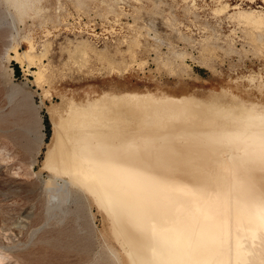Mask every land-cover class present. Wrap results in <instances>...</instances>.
Returning <instances> with one entry per match:
<instances>
[{"label": "rangeland", "instance_id": "obj_1", "mask_svg": "<svg viewBox=\"0 0 264 264\" xmlns=\"http://www.w3.org/2000/svg\"><path fill=\"white\" fill-rule=\"evenodd\" d=\"M262 84L264 0H0V264H133L107 199L44 166L55 122L145 102L244 114ZM241 225L251 260L264 236Z\"/></svg>", "mask_w": 264, "mask_h": 264}, {"label": "bare ground", "instance_id": "obj_2", "mask_svg": "<svg viewBox=\"0 0 264 264\" xmlns=\"http://www.w3.org/2000/svg\"><path fill=\"white\" fill-rule=\"evenodd\" d=\"M258 90L259 101L238 96L253 109L240 115L210 114L191 104L194 109L164 107L156 119L160 111L145 102L114 107L108 124L88 131L92 122L83 127L84 111L83 130L76 126L79 116L54 121L44 166L86 181L102 203L107 199L111 230L133 264H228L230 258L256 264L264 244L254 240L257 254L247 260L241 239L251 232L237 228H259L264 236V84ZM125 109L133 117H124Z\"/></svg>", "mask_w": 264, "mask_h": 264}, {"label": "trees", "instance_id": "obj_3", "mask_svg": "<svg viewBox=\"0 0 264 264\" xmlns=\"http://www.w3.org/2000/svg\"><path fill=\"white\" fill-rule=\"evenodd\" d=\"M18 67V66H17ZM18 70H19V68H18Z\"/></svg>", "mask_w": 264, "mask_h": 264}]
</instances>
